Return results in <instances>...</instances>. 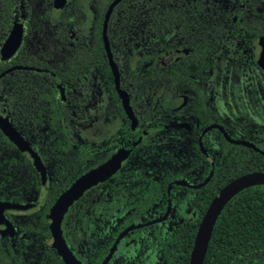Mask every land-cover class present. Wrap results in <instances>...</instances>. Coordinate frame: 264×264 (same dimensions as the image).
<instances>
[{"label":"flooded vegetation","instance_id":"af4514ba","mask_svg":"<svg viewBox=\"0 0 264 264\" xmlns=\"http://www.w3.org/2000/svg\"><path fill=\"white\" fill-rule=\"evenodd\" d=\"M111 1L92 22L91 42L77 27L79 0L77 16L69 0L62 8L42 0L35 23L28 0L29 13L10 26L21 24L22 39L8 57L0 51V264H67L54 245L52 205L118 152L119 167L64 213L65 244L77 264L173 262V225L202 218L241 154L252 163L264 156V68L255 55L264 0L209 1L225 30L173 28V50L157 55L160 69L173 68V96L159 79L143 85L139 53L119 51L109 31L118 2L106 36L134 126L103 42ZM44 35L56 50L38 46Z\"/></svg>","mask_w":264,"mask_h":264},{"label":"trees","instance_id":"16d2710c","mask_svg":"<svg viewBox=\"0 0 264 264\" xmlns=\"http://www.w3.org/2000/svg\"><path fill=\"white\" fill-rule=\"evenodd\" d=\"M209 1L122 0L114 8L109 31L114 34L121 53H139L137 63L146 62L143 85L148 86L154 78L159 79L165 83L163 95L173 96V68L160 69L157 55L173 50L175 26L183 33L190 30H225L227 22L216 19L213 8L209 10L212 6ZM27 3L28 0H0V43L11 24L22 22L29 13ZM77 6V0H69L66 9L73 8V15L77 16ZM134 80L141 82L138 77ZM241 155L233 170L227 165V170L232 172L227 173L221 185L248 171H264V156L258 155L257 162L252 163L250 156ZM67 186V183H62L59 188ZM200 218L198 216L190 228L182 221H179L182 222L180 225H173V248L177 251H173V262L166 264L188 263ZM203 264H264V184L244 187L226 202L213 225Z\"/></svg>","mask_w":264,"mask_h":264},{"label":"water","instance_id":"95a60500","mask_svg":"<svg viewBox=\"0 0 264 264\" xmlns=\"http://www.w3.org/2000/svg\"><path fill=\"white\" fill-rule=\"evenodd\" d=\"M120 1L121 0H112L105 11L102 25L103 42L109 57V61L113 65L116 89L119 95L123 98L124 105L126 107L127 112L129 113V116L134 126L135 118L133 117L132 110L128 104V95L119 88L118 71L115 66V62L112 59L111 51L109 49V44L106 36V27L109 16L114 6ZM65 3L66 0H53V6L56 8H62ZM21 39V24L14 23L1 45L0 51L2 56L5 58L11 55L19 46ZM255 55L259 65L264 68V45L258 44L255 47ZM8 134L11 138L17 141L20 146H22L20 141L16 139V134H12L10 132H8ZM122 158L123 156H121L118 152L98 167L90 169L87 172L83 173L75 181H73L69 185V187H67L60 193V195L57 197L56 201L52 205L50 211V229L53 236L54 245L57 247L58 252L61 254L63 260L67 264H77V261L72 255L71 251L67 248V245L65 244V241L61 235L60 223L64 213L67 211L69 205H71L75 200L81 197V195L86 189L95 185L98 181H102L109 177L119 167ZM36 167L42 172V174H44V169L42 167H40L39 165H37ZM177 183L186 184L184 180H179L177 181ZM254 184H264V171L257 170L243 173L228 181L227 183H225V185L220 188L218 193L211 199L204 215L200 220L194 237L188 264H203L211 231L219 212L226 204V202L236 192L243 189L244 187Z\"/></svg>","mask_w":264,"mask_h":264},{"label":"rangeland","instance_id":"374dc122","mask_svg":"<svg viewBox=\"0 0 264 264\" xmlns=\"http://www.w3.org/2000/svg\"><path fill=\"white\" fill-rule=\"evenodd\" d=\"M80 1V6H81V10L83 13V18L82 20L78 23L77 27L81 30L82 33H84L85 38L88 42H91L92 38V34L91 32L93 31V25L92 22L95 19V17L100 14L103 9L104 6L107 5V0H79ZM31 3V8H32V22L35 23L36 21H39V15L41 14V12L44 10V6H43V2L42 0H30ZM42 35V33H40V36ZM38 46L41 48H49V51H51L52 49H55L58 47L57 44L51 40L50 38H47V36H43L38 40ZM162 90V88H158V89H152L151 90V95H158V93H160ZM237 151V150H235ZM44 191H48L51 192L53 190H51L50 187L48 188H43ZM53 194V193H52Z\"/></svg>","mask_w":264,"mask_h":264}]
</instances>
